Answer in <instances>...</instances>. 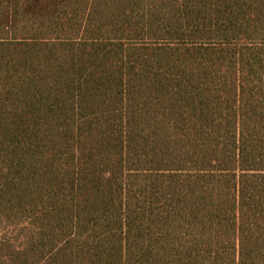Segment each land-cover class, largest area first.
Returning a JSON list of instances; mask_svg holds the SVG:
<instances>
[{
	"label": "trees",
	"instance_id": "obj_1",
	"mask_svg": "<svg viewBox=\"0 0 264 264\" xmlns=\"http://www.w3.org/2000/svg\"><path fill=\"white\" fill-rule=\"evenodd\" d=\"M0 264H264V0H0Z\"/></svg>",
	"mask_w": 264,
	"mask_h": 264
}]
</instances>
